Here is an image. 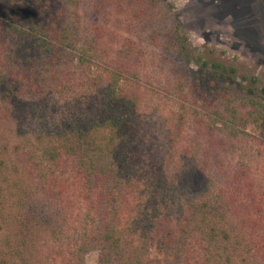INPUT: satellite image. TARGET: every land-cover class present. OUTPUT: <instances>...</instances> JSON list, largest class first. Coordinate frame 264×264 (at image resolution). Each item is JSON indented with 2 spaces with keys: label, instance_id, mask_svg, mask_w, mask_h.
<instances>
[{
  "label": "trees",
  "instance_id": "1",
  "mask_svg": "<svg viewBox=\"0 0 264 264\" xmlns=\"http://www.w3.org/2000/svg\"><path fill=\"white\" fill-rule=\"evenodd\" d=\"M69 2L0 0L6 14L0 22V115L39 113L42 124L35 144L25 152L31 159L24 158L23 164L0 161V264H31L37 257L47 264L67 257L72 261L68 264H82L90 251L98 254L99 264H245V252L252 251H245V234H234L217 222L225 220L226 207L211 200L193 203L198 190L210 196L214 185L202 168L181 169L178 180L163 177L145 183L146 151L138 126L145 87L135 70V44L120 50L112 63L97 66L96 39L86 37L77 45ZM168 45L184 65L195 60V48L180 34L179 25L168 30ZM199 61L208 81L203 94L193 98L208 105L213 115L201 117V126L221 125L234 135L232 124L264 123V97L252 86L245 91L237 85L235 68ZM88 65L97 68L95 73ZM81 66L88 71L82 74L85 99L76 98L73 105L67 97L77 73L69 69ZM179 71L178 87L187 86L191 96L198 92L199 75H192L190 67L180 66ZM49 97L56 111L69 107L58 118L46 117ZM10 120V115L0 117L3 123ZM3 152H8L6 146ZM169 190L173 196L180 193L178 216L167 211ZM131 205L142 207L146 217L132 224L134 232L126 241L123 214ZM198 231L203 237L193 244ZM262 236L255 241V253L264 264Z\"/></svg>",
  "mask_w": 264,
  "mask_h": 264
},
{
  "label": "rangeland",
  "instance_id": "2",
  "mask_svg": "<svg viewBox=\"0 0 264 264\" xmlns=\"http://www.w3.org/2000/svg\"><path fill=\"white\" fill-rule=\"evenodd\" d=\"M10 1L26 4V0ZM68 1L70 4H66L67 8L76 11H73L72 20L78 27L75 34L77 45L80 46L86 37L96 39L98 48L94 55L97 66L112 63L120 50L128 48L132 42L135 44L134 61H138L135 70L143 76L142 84L145 87L138 111L139 134L146 151L143 165L145 183L148 185L156 178L163 177H167V181L170 177L178 180L181 169L188 172L191 168H202L206 177L213 178L214 185L210 196L198 190L195 193L198 195L191 197L193 203L202 205L211 200L218 208L225 206L226 218H219L218 224L234 234L243 232L245 251L252 248L250 254L244 251L245 264H261L260 253H255L259 244L255 241L261 235L264 238V224L261 223L264 218L263 120L259 119L256 124L245 121L244 126L231 123L236 130L234 135L229 128L224 129L221 125H218L221 127L219 129H211L205 124L201 126V117L209 114L213 118V115L207 110L208 105L193 97L198 98V94H203L202 88L208 81L206 72L199 68L201 62L197 63L198 58L209 64L235 68L232 78L237 85L245 87V91L252 86L256 94L264 97V0ZM4 12L5 8L0 6V22L6 15ZM177 25L187 43L195 48V60L187 65L181 63V57L176 52L174 54L173 48L168 49V30ZM180 66L184 69L190 67L191 74L195 72L201 79L198 92L192 96L187 86L182 89L178 87L181 85L177 72ZM83 69L87 68L69 69L77 73L73 76L72 89L67 97L73 105L76 98L80 102L85 99L82 74L85 77L88 71ZM91 69L95 73L97 68ZM254 79L255 83H250ZM52 98L49 97L46 103V117L58 118L69 107L60 106L56 111L53 107L57 106ZM263 99L261 102L264 103ZM215 101L218 99L211 100L212 103ZM27 111L30 112V108ZM37 114L32 117L28 114L27 118L13 112L0 115L11 117L9 122H0V161L6 160L10 164L20 161L23 164L24 158L31 157L25 152H28L31 143L35 144V136L42 125ZM5 146L8 152H3ZM14 152L18 153L10 157L9 154ZM21 180L26 181L27 174L21 176ZM167 195V211L170 215L178 216L177 211L182 206L178 197L180 193L174 194L175 197L169 190ZM131 206L123 214L126 241L134 232L132 224L144 215L142 207ZM198 233L197 239H192L191 243L203 237ZM152 255L160 258L155 251ZM68 259L60 258L57 261L58 264L72 262ZM82 259V264H99L98 254L94 251L86 253ZM31 262L47 264L40 257L33 258Z\"/></svg>",
  "mask_w": 264,
  "mask_h": 264
}]
</instances>
